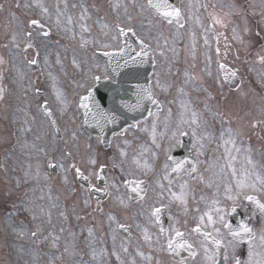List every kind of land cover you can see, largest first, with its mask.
Instances as JSON below:
<instances>
[{"label":"rangeland","instance_id":"1","mask_svg":"<svg viewBox=\"0 0 264 264\" xmlns=\"http://www.w3.org/2000/svg\"><path fill=\"white\" fill-rule=\"evenodd\" d=\"M190 14L189 29L180 32L164 26L145 0H0V128L6 134L0 135V264H122V251L109 253L111 240L101 236L121 220L133 228L127 241L137 254L130 260L145 264L140 241L151 221L150 202L173 204V221L191 224L221 202L244 203L250 193L264 201V141L257 137L264 135V116L255 114L261 102L243 90L228 105L216 65L223 52H213L195 0ZM33 20L48 27L46 36L29 29ZM118 28L132 29L153 46L150 87L162 106L103 150L83 131L74 100L95 77L109 78L95 52L119 48ZM177 35L188 49L179 50ZM183 51L190 61L183 63ZM229 55L232 65L251 70L244 75L255 86L260 74L248 49L232 46ZM35 57L40 73L28 67ZM44 102L60 140L41 112ZM182 133L196 151V176L173 180L167 158ZM100 166L107 167L109 197L95 206L77 183L76 168L94 181ZM130 179L149 184L144 200L132 206L122 188ZM181 194L186 202L176 198ZM256 234L249 247L256 245L259 254L249 252L248 264H264V222Z\"/></svg>","mask_w":264,"mask_h":264},{"label":"snow or ice","instance_id":"2","mask_svg":"<svg viewBox=\"0 0 264 264\" xmlns=\"http://www.w3.org/2000/svg\"><path fill=\"white\" fill-rule=\"evenodd\" d=\"M148 4H149V7L153 8L158 14H160L164 18L174 17L177 20H179V17H180V9L178 7L173 6L172 4H170L169 3V0H148ZM168 22L171 23L172 20L171 19H168ZM31 23L37 24L38 22L34 20ZM128 31H132V30L131 29H128ZM120 34L121 35H126L125 30L124 29H120ZM28 47H31V45H28ZM141 47H142V49H143V47H145L143 45V42H141ZM122 51H123V49H122ZM217 53L219 54V49H217ZM141 54L146 55V53H143V52ZM106 55H107V53H106ZM31 63L35 64L36 61L33 60V61H31ZM220 67H221V69H223L224 68V65H221ZM232 74L234 75V73H232ZM142 91L144 93V98H147L149 100H152V95H151V92H150L149 89H142ZM90 96H91V92H89V95L87 97H83L82 98V101L81 102H82V104L85 107H87V105L84 104V101H87L90 98ZM152 102L153 103H156L155 100H153ZM90 163L95 164V160H91ZM51 166L54 167L55 165H51ZM73 167H75V166L73 165ZM182 167H183V164L182 163H177V165L173 169V171H179V169L182 168ZM101 171H103V168H101ZM192 171L193 172L195 171V167L192 168ZM76 175L78 177H80L81 179H85V180L88 179V177L84 176V174L81 172V170L79 168H76ZM97 177L100 178L98 174H97ZM126 183L132 184L133 182H126ZM241 186H243V185H241ZM253 188H255L254 185H253ZM106 190H107V186L105 187V191ZM131 190L133 192L141 191V189H140V182H136L135 183V186H133L131 188ZM176 198L177 199H180L182 202H186V201H184L183 194H181L180 196H176ZM228 199L234 200L235 198L232 197V196H228ZM245 199L248 200V201H250V202H252L253 204H255V206L258 207L262 213H264V203H261V201L259 199H257V197L249 195V196H245ZM215 211L217 213H225V210L224 209H221V208H216ZM231 211L232 212H235L236 211L235 205L232 207ZM160 212H161V209L160 208H155L153 210V216L156 218L157 222L160 221ZM200 219H201V222H203V217H201ZM219 219L224 224V227L229 230V233L234 238H240L243 233H250L251 232V229L246 224H244V223H241V225H240V227H239L238 230L233 229L230 224L224 222V215L223 214H221L219 216ZM208 220H209L210 223L213 222L212 216L210 214H208ZM164 231L165 230L163 228H161V232L163 233ZM174 231H175V237L169 238V240H168V249L170 251L176 252L177 255L179 254V249H181V248L191 249L192 248V245L189 244L186 240H184V238H183L184 237V234L182 232H180L179 230H175L174 229ZM194 231L199 232L200 231L199 227H197L196 229H194ZM216 231L218 232L219 229H217ZM202 234H203L205 240H209V239L211 240V243L216 246V249L217 250L220 248L221 243H222L220 240H217L214 237H212L210 233H202ZM33 235H35V233H33ZM205 250L207 251V249H205ZM190 255L194 256L195 255V252H190ZM214 257H215V253H213V256H210L208 258L214 260ZM226 259H227V256H225V260ZM180 264H184V262L181 261ZM237 264H240V261L239 260H237Z\"/></svg>","mask_w":264,"mask_h":264},{"label":"flooded vegetation","instance_id":"3","mask_svg":"<svg viewBox=\"0 0 264 264\" xmlns=\"http://www.w3.org/2000/svg\"><path fill=\"white\" fill-rule=\"evenodd\" d=\"M245 217H247L246 212L244 213ZM213 223L210 225H205L202 224V230L204 233H210L212 237H214L217 240H220L222 243L221 245L223 246V264H237V260L240 261V264H244V258L239 252H235L231 248V243L232 241L226 234L225 228L222 225H218L217 221L215 219H212ZM199 226V225H196ZM197 227H187L185 230H180L184 234V237L186 238L187 242L192 245L191 251L190 252H195V255L192 256L190 255V252H188L181 261L184 262V264H214L217 258L216 255V248H209V246L201 241L197 237V232L194 231ZM219 229L217 232L216 230ZM171 233V234H169ZM175 237V231L174 229H171L168 227L167 224V235H166V241L163 240L162 235L158 234L159 238V245L156 247L157 251L163 255L166 253L164 256L162 262L163 264H179L178 262H174L171 260L170 263H168V240L169 238ZM235 243V242H234ZM207 249V251L205 250ZM213 253H215L214 260L209 259L208 257L213 256ZM225 256H227V259L225 260Z\"/></svg>","mask_w":264,"mask_h":264}]
</instances>
